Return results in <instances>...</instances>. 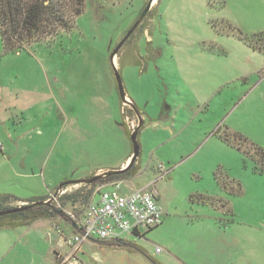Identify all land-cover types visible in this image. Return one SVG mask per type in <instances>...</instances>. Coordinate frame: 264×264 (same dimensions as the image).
I'll use <instances>...</instances> for the list:
<instances>
[{
	"label": "rangeland",
	"instance_id": "obj_1",
	"mask_svg": "<svg viewBox=\"0 0 264 264\" xmlns=\"http://www.w3.org/2000/svg\"><path fill=\"white\" fill-rule=\"evenodd\" d=\"M148 1L84 0L75 17L63 0L68 29L7 53L0 39V194L48 197L63 183L68 192L130 160L127 122L135 128L138 113V170L123 190L155 191L161 223L122 234L128 247L116 251L91 235L80 264H264V158L254 148L264 150V53L248 41L264 39V0H153L111 61ZM66 223L13 232L28 230L13 252L50 259L53 239L66 250L52 226L67 235Z\"/></svg>",
	"mask_w": 264,
	"mask_h": 264
},
{
	"label": "trees",
	"instance_id": "obj_2",
	"mask_svg": "<svg viewBox=\"0 0 264 264\" xmlns=\"http://www.w3.org/2000/svg\"><path fill=\"white\" fill-rule=\"evenodd\" d=\"M74 8L75 17L80 15L84 9V0H71ZM63 0H0V39L3 52L18 51L26 44L37 42L43 38H51L58 33V29H68V20L66 19L62 6ZM51 26V27H50ZM50 27V29H49ZM52 28V29H51ZM253 38V37H252ZM248 39L254 48L264 53V39L259 38L254 41ZM253 42V43H252ZM133 112V110L131 109ZM130 136V133H129ZM233 137L240 141L246 142V139L241 135L224 133L221 138L235 146ZM237 148H241L240 144H236ZM253 146V145H252ZM257 153L264 158V150L254 146ZM138 170L134 163L127 170L103 177L91 185H96L105 181L125 180L132 177ZM214 179L217 184L226 188L227 177H221L219 169L214 172ZM89 184H82L72 192H67L60 196L59 202L62 207L66 204L69 206L80 201L82 204L90 200L92 189H87ZM47 196L32 197L26 202L34 203L36 201L45 200ZM204 203H209L213 199L209 196L198 195ZM11 194H0V210H6L18 205H11L9 202L17 200ZM60 217H65L61 209L54 205H33L19 212L5 214L0 216V229L5 227L28 226L37 220H53ZM66 222L67 218L65 217ZM67 224V223H66ZM98 244L107 247H128V244L122 240H96Z\"/></svg>",
	"mask_w": 264,
	"mask_h": 264
},
{
	"label": "built area",
	"instance_id": "obj_3",
	"mask_svg": "<svg viewBox=\"0 0 264 264\" xmlns=\"http://www.w3.org/2000/svg\"><path fill=\"white\" fill-rule=\"evenodd\" d=\"M127 123L130 129H134L132 121ZM159 171L160 176L168 173V169L163 166H159ZM75 189H69L68 192ZM87 189L92 191L90 200L85 204L78 201L69 207H62L57 198L67 193L63 187L49 192L46 198L51 205L61 209L67 218V235H63L61 225L52 226L66 248L64 251L55 252L57 264H80L82 244L91 239V235L98 239L118 240L124 233L140 235V227L147 230L161 223V207L156 202V192L150 188L126 191L123 190L122 180H113L96 185L89 184Z\"/></svg>",
	"mask_w": 264,
	"mask_h": 264
},
{
	"label": "crops",
	"instance_id": "obj_4",
	"mask_svg": "<svg viewBox=\"0 0 264 264\" xmlns=\"http://www.w3.org/2000/svg\"><path fill=\"white\" fill-rule=\"evenodd\" d=\"M117 59L115 58L116 63H117ZM129 156H130V153L127 154L126 157L123 160H121L120 162H118L117 164L96 168L94 171H92L89 174L79 178L78 180H74V181L69 182V184H71V186L78 187L79 185H81L80 181L83 179H86V178L91 177L95 174L101 173L105 170L119 169L121 167H124L127 164V161L129 160ZM15 197L18 198L17 196H15ZM27 200L28 199L18 198L17 200H12L11 202H9V204L20 205L21 202H26ZM50 221L51 220L43 219V220H37L28 226L24 225V226H17L14 228H12V227L1 228L0 229V264H32L33 262L31 260H27L24 256V254L22 255V252H21V250H19V248L17 250V254L15 252H13L15 249V246L17 245L16 242H18V241L20 242V240H22V237L25 238L27 235V233H25V232H27L28 230L24 231V233L21 234V236L18 240H16L13 232H15V231L21 232L23 230V228H31L33 225L38 224V223H41L42 229L45 228L48 231V229L50 228L49 225H51ZM32 235H35V233H33ZM48 240L50 241V239H48ZM33 245L34 244H32V246ZM54 245H55V241L53 239L52 240L53 254L51 255V253H50L51 258L49 259L47 256L46 258L42 259L43 262L40 261L37 264H57V259L55 258L54 254L57 251H61V249H60L61 245H59L57 249H55L57 247V245L56 246H54ZM108 248L111 249L112 251L117 250L116 247H115L116 249L112 248V247H108ZM118 248H121V247H118Z\"/></svg>",
	"mask_w": 264,
	"mask_h": 264
},
{
	"label": "water",
	"instance_id": "obj_5",
	"mask_svg": "<svg viewBox=\"0 0 264 264\" xmlns=\"http://www.w3.org/2000/svg\"><path fill=\"white\" fill-rule=\"evenodd\" d=\"M153 3V0H149L148 3L146 4L144 10L140 13L139 17L136 19V21L133 23V25L131 26V28L128 30L127 34L124 36L123 40L117 45V47L113 50V52L111 53V61H113V58H115L118 50L120 49V46L122 45V43L124 42V40L126 38L129 37V35L133 32V30L137 27V25L139 24V22L141 21V19L143 18V16L147 13V11L150 9L151 5ZM114 74H115V78L117 81V87H118V91H119V95L120 98L122 100V102L124 104H129L131 107H133V105L129 102L128 97L126 96L124 89H123V85H122V80H121V76L120 73L116 70V68H114ZM134 108V107H133ZM136 113V112H135ZM137 117H138V124L137 126L130 132V140L132 143V153H131V157L129 160V163H127L124 167H121L119 169H109V170H105L101 173L95 174L91 177H88L86 179L81 180V184H91L93 182H95L96 180H99L103 177L106 176H110L113 174H118L121 173L125 170H127L128 168H130L134 163L135 160L137 159V157L139 156L140 153V145L138 142V131L139 128L142 124V120L139 116L138 113H136ZM64 183L59 185L58 189H61L63 187ZM42 204H46V205H51L50 200H40V201H36L34 203H26V204H20L18 206L6 209V210H0V216L1 215H5V214H10V213H14V212H19V211H23L25 209H27L30 206L33 205H42ZM75 226V225H73Z\"/></svg>",
	"mask_w": 264,
	"mask_h": 264
},
{
	"label": "bare ground",
	"instance_id": "obj_6",
	"mask_svg": "<svg viewBox=\"0 0 264 264\" xmlns=\"http://www.w3.org/2000/svg\"><path fill=\"white\" fill-rule=\"evenodd\" d=\"M115 59V58H114Z\"/></svg>",
	"mask_w": 264,
	"mask_h": 264
}]
</instances>
